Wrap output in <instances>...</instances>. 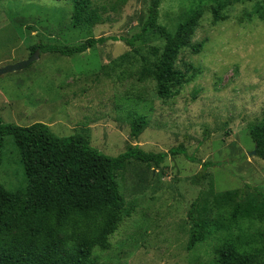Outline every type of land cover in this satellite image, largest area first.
<instances>
[{
	"label": "rangeland",
	"instance_id": "374dc122",
	"mask_svg": "<svg viewBox=\"0 0 264 264\" xmlns=\"http://www.w3.org/2000/svg\"><path fill=\"white\" fill-rule=\"evenodd\" d=\"M154 1L92 0L103 23L74 28L68 2L0 0V69L39 56L27 69L0 75V118L25 128L45 124L58 138L84 135L113 158L135 146L154 154L183 148L186 156H169L160 167L132 161L117 172L122 222L111 248H96L92 256L99 264H216L217 250L232 238L242 251L261 248L264 219L228 229L217 220L222 206L264 212L252 190L264 194V161L250 155L256 151L250 130L264 117V17L257 13L264 0H162L158 24L170 33L203 13L192 39L203 50L181 52L176 66L188 81L167 99L154 81L140 80L142 68L154 62L150 49L164 46L155 34L137 52L109 41L72 58L31 56L40 42L72 47L90 38H131ZM140 118L145 126L136 134ZM206 163L213 166L205 173ZM0 183L10 192L28 186L12 138L0 150ZM198 199L196 214L208 231L189 251L188 214Z\"/></svg>",
	"mask_w": 264,
	"mask_h": 264
},
{
	"label": "trees",
	"instance_id": "16d2710c",
	"mask_svg": "<svg viewBox=\"0 0 264 264\" xmlns=\"http://www.w3.org/2000/svg\"><path fill=\"white\" fill-rule=\"evenodd\" d=\"M58 1L70 3L74 28L103 23L92 0ZM161 3L162 0L153 2L141 32L131 38H90L72 47L40 42L31 48V56L39 52L72 58L105 46L109 41L122 42L137 52V44L155 34L163 39L164 46L150 49L154 62L142 68L140 80L154 81L157 94L167 99L188 81L187 73L176 66L181 52L191 49L199 55L203 50V44L192 43L203 13L196 12L170 33L158 24ZM219 10L214 9L216 21L220 19ZM261 10L263 6L257 13L264 17ZM144 126L143 118L135 120L136 134ZM250 136L257 157L264 161V117L251 128ZM7 138L13 140L28 186L23 191L10 192L0 183V264H99L92 256L93 251L111 248L110 238L117 232L125 208L117 172L132 161L160 167L169 156H186L183 148L154 154L135 146L113 158L92 148L84 135L58 138L45 124L25 128L4 124L0 118V150ZM203 166L206 173L213 165ZM252 190L264 202V194ZM199 200L193 203L188 214L194 228L189 251L205 242L208 231V224L201 222L196 214ZM227 200L223 201L224 205L229 203ZM262 219L264 212L254 216L240 204L234 208L228 205L219 208L217 225L219 229H228L239 226L242 220ZM257 236L261 248L254 251H242L235 239L227 240L217 250L216 264H264V231Z\"/></svg>",
	"mask_w": 264,
	"mask_h": 264
},
{
	"label": "water",
	"instance_id": "95a60500",
	"mask_svg": "<svg viewBox=\"0 0 264 264\" xmlns=\"http://www.w3.org/2000/svg\"><path fill=\"white\" fill-rule=\"evenodd\" d=\"M36 59H39V56L37 55L35 58H31L29 59L28 61H25V62H22L20 64H17L15 66H8V67H5V68H2L0 69V75H5V74H10V73H15V72H18V71H22L24 69H27L29 66H31V64L36 60ZM257 152L254 151L252 154H250L251 156L252 155H256Z\"/></svg>",
	"mask_w": 264,
	"mask_h": 264
}]
</instances>
